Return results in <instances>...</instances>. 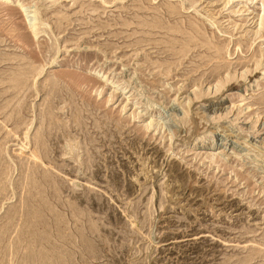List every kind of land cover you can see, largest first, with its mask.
<instances>
[{
	"label": "rangeland",
	"instance_id": "obj_1",
	"mask_svg": "<svg viewBox=\"0 0 264 264\" xmlns=\"http://www.w3.org/2000/svg\"><path fill=\"white\" fill-rule=\"evenodd\" d=\"M0 264H264V0H0Z\"/></svg>",
	"mask_w": 264,
	"mask_h": 264
},
{
	"label": "bare ground",
	"instance_id": "obj_2",
	"mask_svg": "<svg viewBox=\"0 0 264 264\" xmlns=\"http://www.w3.org/2000/svg\"><path fill=\"white\" fill-rule=\"evenodd\" d=\"M18 8H19L18 10L21 11V12H23V13H24V12H27V13H29V14L32 13V12H30V11H27V9H25L23 6H19ZM29 14H28V15H29ZM34 14H35V13H34ZM25 17L27 18L28 16L25 15ZM31 18H32V15H31ZM29 22H30V21H29ZM27 23H28V22H27ZM30 24H31V22H30ZM25 133H26V132H25ZM26 140H27V139H26ZM24 141H25V140H24ZM27 145H28V144H27ZM201 145H202V144H201ZM202 147H204V146H202ZM20 154H21V153H20ZM34 160H35V159H34ZM34 162H35V161H34Z\"/></svg>",
	"mask_w": 264,
	"mask_h": 264
}]
</instances>
